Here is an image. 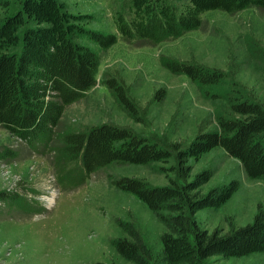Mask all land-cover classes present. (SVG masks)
Segmentation results:
<instances>
[{
    "label": "rangeland",
    "instance_id": "rangeland-1",
    "mask_svg": "<svg viewBox=\"0 0 264 264\" xmlns=\"http://www.w3.org/2000/svg\"><path fill=\"white\" fill-rule=\"evenodd\" d=\"M58 1L68 13L85 16L84 27L114 34L117 43L102 50L81 41L99 57L97 82L81 100L65 108L49 149H31L0 128V264H131L113 246V241L126 237L118 222L133 225L153 253L161 248L164 229L144 204L113 182L128 177L150 186L166 185L173 176L163 169L172 161L140 166L111 163L87 177L80 162L64 165L62 136L105 123L145 139L186 145L199 131L216 130L219 117H233L226 101L231 92L264 105V10L204 12L197 30L152 45L123 40L117 32L118 16L127 23L133 19L131 0ZM167 2L178 13L187 5V0ZM6 13L0 9V19ZM165 59L223 71L226 77L220 85L201 88L166 70ZM108 79L123 86L141 122L119 104L105 84ZM160 91L163 98L158 100ZM7 149L12 158L4 157ZM190 165L193 176L211 172L203 192L231 181L240 185L221 208L195 215L201 228L225 233L230 227L245 226L259 209L264 210V179L248 178L240 163L220 148ZM262 262L264 254L208 260L209 264Z\"/></svg>",
    "mask_w": 264,
    "mask_h": 264
},
{
    "label": "trees",
    "instance_id": "trees-1",
    "mask_svg": "<svg viewBox=\"0 0 264 264\" xmlns=\"http://www.w3.org/2000/svg\"><path fill=\"white\" fill-rule=\"evenodd\" d=\"M250 7L264 10V0H187L181 13L167 0H131L133 19L127 23L118 16L117 32L123 40L157 45L197 30L204 12L230 14ZM0 9L7 12L0 19V128L31 149H49L65 108L81 100L97 82L99 57L81 41L107 50L117 37L84 27L87 18L68 13L58 0H0ZM162 66L201 88L220 85L226 77L223 71L192 62L165 59ZM105 84L128 115L141 122L123 86L114 79ZM156 96L161 100L162 91ZM226 101L233 117H219L216 130H201L186 145L145 139L105 123L62 136L64 165L80 162L87 177L111 163L140 166L172 161L163 169L173 176L166 185L150 186L128 177L113 182L144 204L164 229L161 248L153 253L133 225L118 222L126 237L113 241V246L125 261L209 264L215 257L228 260L264 254V210L259 209L245 226L230 227L225 233L209 232L195 218L200 211L221 208L240 185L231 181L203 192L211 172L203 170L193 176L191 161L220 148L240 163L248 178L264 179V105L238 91L227 95ZM11 155L5 150V158Z\"/></svg>",
    "mask_w": 264,
    "mask_h": 264
}]
</instances>
